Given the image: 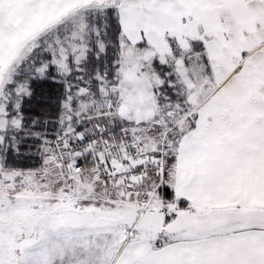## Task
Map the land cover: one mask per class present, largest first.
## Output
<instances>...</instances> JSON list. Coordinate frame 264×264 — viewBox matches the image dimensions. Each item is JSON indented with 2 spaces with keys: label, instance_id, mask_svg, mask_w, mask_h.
I'll return each instance as SVG.
<instances>
[{
  "label": "snow or ice",
  "instance_id": "6c2138e0",
  "mask_svg": "<svg viewBox=\"0 0 264 264\" xmlns=\"http://www.w3.org/2000/svg\"><path fill=\"white\" fill-rule=\"evenodd\" d=\"M0 264H264V0H0Z\"/></svg>",
  "mask_w": 264,
  "mask_h": 264
}]
</instances>
